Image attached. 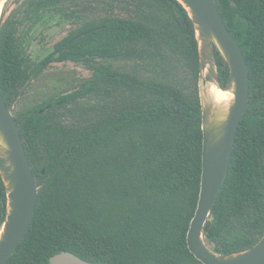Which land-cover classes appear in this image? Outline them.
I'll return each instance as SVG.
<instances>
[{
	"label": "trees",
	"instance_id": "1",
	"mask_svg": "<svg viewBox=\"0 0 264 264\" xmlns=\"http://www.w3.org/2000/svg\"><path fill=\"white\" fill-rule=\"evenodd\" d=\"M214 1L249 73L230 167L203 228L210 249L227 255L264 234V0ZM16 2L0 20V94L15 103L38 192L7 264H48L60 252L93 264H201L186 244L202 170L199 55L186 11L176 0ZM67 25L34 62L33 44ZM215 58L224 87L228 69ZM64 63L90 74L45 79ZM5 205L0 177V228Z\"/></svg>",
	"mask_w": 264,
	"mask_h": 264
},
{
	"label": "water",
	"instance_id": "2",
	"mask_svg": "<svg viewBox=\"0 0 264 264\" xmlns=\"http://www.w3.org/2000/svg\"><path fill=\"white\" fill-rule=\"evenodd\" d=\"M176 1L191 21L199 55L202 170L197 207L186 236L187 248L201 264H264V234L253 247L227 255L212 251L204 240L203 228L227 176L236 132L249 99V73L243 52L227 29L214 0ZM215 51L228 69L224 87L219 81ZM28 83H25L16 99ZM212 86L230 93L232 99L222 107L213 106L207 96ZM14 104L7 106L0 94V177L6 195L5 216L0 228V264H7L26 234L38 192L12 115ZM48 264L93 263L70 252H60L50 257Z\"/></svg>",
	"mask_w": 264,
	"mask_h": 264
},
{
	"label": "rangeland",
	"instance_id": "3",
	"mask_svg": "<svg viewBox=\"0 0 264 264\" xmlns=\"http://www.w3.org/2000/svg\"><path fill=\"white\" fill-rule=\"evenodd\" d=\"M19 0H3L2 1V7H1V15L0 20L4 19L9 12L15 8L17 2ZM70 32L69 26H64L61 28H53L48 33H46L43 37V40L40 42H35L33 46L29 49V52L31 54V59L36 62L40 60L42 57L46 56L54 46L55 43L63 39L68 33ZM36 35V34H35ZM75 73L77 77L80 78H87L90 74V72L77 64L73 63H64V64H56L48 67L45 70V79L53 76L58 73ZM44 79V80H45Z\"/></svg>",
	"mask_w": 264,
	"mask_h": 264
},
{
	"label": "bare ground",
	"instance_id": "4",
	"mask_svg": "<svg viewBox=\"0 0 264 264\" xmlns=\"http://www.w3.org/2000/svg\"><path fill=\"white\" fill-rule=\"evenodd\" d=\"M2 1L0 0V12L2 7ZM207 96L209 97V102L215 107L224 106L230 99L232 95L230 93H225L217 90L214 86L210 87L207 91Z\"/></svg>",
	"mask_w": 264,
	"mask_h": 264
}]
</instances>
